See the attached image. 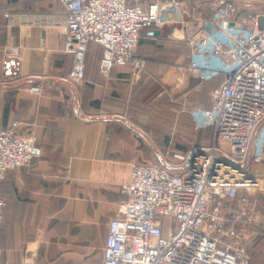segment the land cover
<instances>
[{"label":"crops","instance_id":"crops-1","mask_svg":"<svg viewBox=\"0 0 264 264\" xmlns=\"http://www.w3.org/2000/svg\"><path fill=\"white\" fill-rule=\"evenodd\" d=\"M191 4L207 15L203 0ZM4 11L13 17L10 26ZM62 12L58 0H0V129L17 122L18 133L31 132L41 149L0 182V264L101 263L130 165L177 169L183 164L174 155L212 136L209 127L194 129L190 111L209 107L224 77L201 80L193 73L179 23L140 31L135 55L146 66L137 75L128 66L101 73L102 48L89 43L84 80L74 85L59 79L72 60L63 52ZM37 14L53 15V25L23 22ZM164 111L179 139L164 137ZM187 136L192 141L184 148ZM262 144V160L249 170L263 176L264 138Z\"/></svg>","mask_w":264,"mask_h":264},{"label":"built area","instance_id":"built-area-1","mask_svg":"<svg viewBox=\"0 0 264 264\" xmlns=\"http://www.w3.org/2000/svg\"><path fill=\"white\" fill-rule=\"evenodd\" d=\"M58 1L63 52L72 58L63 82H83L89 43L102 48L101 73L128 66L137 75L146 64L135 55L140 31L171 23L183 28L193 73L201 80L224 77L211 105L190 111L194 129L211 128L207 144L174 155L183 164L177 169L130 165L99 264H251L246 247L253 196L264 192V175L249 170L263 158L264 12L252 11L248 1L240 8L235 0H203L207 15L193 0H149L144 7L132 0ZM3 15L10 26L11 13ZM23 22L45 27L54 16L28 15ZM18 130L17 122L0 129V182L41 154L33 134ZM4 207L0 195V225Z\"/></svg>","mask_w":264,"mask_h":264},{"label":"rangeland","instance_id":"rangeland-1","mask_svg":"<svg viewBox=\"0 0 264 264\" xmlns=\"http://www.w3.org/2000/svg\"><path fill=\"white\" fill-rule=\"evenodd\" d=\"M148 1L149 0H132V2H136L140 5L146 4V2ZM245 1L249 2V6L252 11L264 12V0H235L236 4L240 8L243 7V3ZM144 69L145 67L143 68V70ZM33 88H36V87H30L29 89H33ZM165 114H167L166 111H164V126H163L164 137L167 138V140L170 139V136L172 137L173 140L179 139L178 135H180V133H178V131L176 132L173 129H171L169 119ZM178 130H180L179 127H178ZM194 131L197 133L196 130ZM198 132L200 133V131ZM26 133H27V130H26ZM191 141H192V138L190 136L189 137L187 136L186 139L181 140L182 144H180V146L187 148L191 144ZM205 141L206 142L201 145H205L209 142L207 140ZM191 147L194 148V145ZM253 199L255 200V203H256L255 216H254V223L251 228L252 231L248 238L246 251H247V255L250 258L251 264H264V192L257 191V193L254 194ZM116 209H117V206H115V212H116ZM3 219H4V213H3ZM2 225L3 224H1L0 226Z\"/></svg>","mask_w":264,"mask_h":264},{"label":"trees","instance_id":"trees-1","mask_svg":"<svg viewBox=\"0 0 264 264\" xmlns=\"http://www.w3.org/2000/svg\"><path fill=\"white\" fill-rule=\"evenodd\" d=\"M252 230V229H251ZM251 233V232H250Z\"/></svg>","mask_w":264,"mask_h":264}]
</instances>
